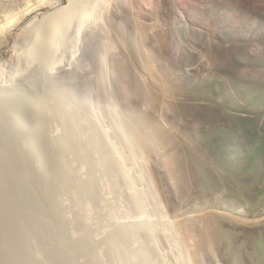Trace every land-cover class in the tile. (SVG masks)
I'll return each mask as SVG.
<instances>
[{
	"label": "rangeland",
	"instance_id": "374dc122",
	"mask_svg": "<svg viewBox=\"0 0 264 264\" xmlns=\"http://www.w3.org/2000/svg\"><path fill=\"white\" fill-rule=\"evenodd\" d=\"M69 1L13 30L36 66L22 70L34 93L12 83L24 99L9 106L22 126L12 136L30 169L0 207V264H264V0L173 13L128 0L155 38L145 51L127 23L118 38L106 25L113 0ZM65 8L53 47L45 23ZM94 33L108 43L97 55L85 47Z\"/></svg>",
	"mask_w": 264,
	"mask_h": 264
},
{
	"label": "bare ground",
	"instance_id": "6f19581e",
	"mask_svg": "<svg viewBox=\"0 0 264 264\" xmlns=\"http://www.w3.org/2000/svg\"><path fill=\"white\" fill-rule=\"evenodd\" d=\"M48 0H0V207H3V205L7 204V203H13V200L11 201V199L9 198V196L11 195L10 192H13L12 190V186L17 185V183L20 184L21 180H24L26 175L28 174L27 172L29 171L28 169H30L29 164L30 162H26L24 160L23 157L20 156V153L17 152L16 149V143H15V139L12 136L14 130L16 129V131L22 129V126L15 121L13 118L11 119L10 115H9V106L11 105V102L15 100V102H17L18 100H24L21 99L23 97V95H21L22 97H20V95H18L17 93H13L15 87L13 86V82L15 81L14 79H24L27 82V86L25 83V86L27 88H29L31 92V88L32 85L27 81V79H25L24 73L27 74L26 71H28L27 69L32 68L35 64V60H34V55H29V57L27 55L26 58H22V56L17 52L16 46H15V42L19 39L18 36L15 35V33H13L14 29L20 25V23L24 20V17L27 15L28 12L41 8V6L46 3ZM74 0H70V3H73ZM109 1V0H108ZM106 1V3L108 2ZM112 1V0H111ZM126 1L128 2V0H113L111 3H107L105 5V8L103 9L104 12V16H105V21H106V25H108V28L111 29V32L113 34H115V32H113V30L117 31L116 29L120 26L121 23H127L129 25V27H131L132 31L130 33H132L133 35V41L134 44L137 46L136 49H140L142 51L144 47L149 46V47H153L155 44V38H153L154 36H152L151 34H148L147 30L144 31V29L142 30V27L140 25L141 22H139L137 17H134L132 14L130 15V12L128 11L127 7H126ZM137 1V0H136ZM135 1V2H136ZM141 1V2H139ZM138 3L142 4L145 3L147 0H139ZM149 1V0H148ZM151 1V0H150ZM153 1V0H152ZM156 1V0H155ZM165 1V7H168V9L170 10V12L173 13V11L178 9H184L185 8V1L188 0H164ZM159 2V1H158ZM163 2V1H160ZM159 2V3H160ZM69 3V4H70ZM157 3V2H156ZM164 3V2H163ZM187 3V2H186ZM128 4V3H127ZM130 4V2H129ZM147 4V3H145ZM132 5V4H131ZM130 5V6H131ZM135 5V4H134ZM139 5V4H138ZM143 5V4H142ZM158 5V3H157ZM137 6V5H135ZM156 6V5H155ZM161 6V5H160ZM138 7V6H137ZM162 7V6H161ZM164 7V9H165ZM72 8V7H71ZM129 8V7H128ZM132 8V7H131ZM63 9V8H62ZM67 8H65L64 13H58L55 12L54 14L51 15V17L49 18V22L45 23L48 24L45 25L46 27H48V29L44 28V33L43 34H47V36L43 35L41 37H43L42 39H46L48 40L47 42H50L49 44L53 45V47H55L56 45L58 46V42H59V37L62 36L63 34V30L65 29V23L66 22H70V20L72 19V15L68 14L67 12H65ZM130 9V8H129ZM152 9V8H150ZM167 9V8H166ZM165 9V10H166ZM168 9L166 10L168 12ZM133 10V9H132ZM154 10V9H153ZM160 10V9H159ZM136 11V10H135ZM176 12V11H175ZM169 14V13H168ZM136 16V15H135ZM148 23V22H147ZM126 24V25H127ZM44 25V24H43ZM149 29H152L154 31H156L157 25L155 22H149L148 24ZM122 26V24H121ZM43 27V26H42ZM128 27V28H129ZM147 27V26H145ZM157 28V29H156ZM43 29V28H42ZM63 29V30H62ZM109 29V30H110ZM121 29V28H120ZM129 28V30H131ZM47 30V31H46ZM105 30V29H104ZM127 30V31H129ZM103 32V31H102ZM109 32V33H111ZM147 32V33H146ZM29 33V32H28ZM118 33V31H117ZM149 33H152L149 32ZM104 34V33H103ZM120 34V33H118ZM19 35V34H18ZM28 37L30 36L29 34H27ZM105 35V34H104ZM131 35V34H130ZM40 35H38L39 37ZM114 36V35H113ZM112 36V37H113ZM119 35L115 37L118 38ZM21 37V36H20ZM26 37V38H28ZM125 37V36H124ZM116 38V40H118ZM23 39V38H21ZM39 39V38H38ZM59 39V40H57ZM42 40V41H43ZM115 40V39H114ZM121 40V39H119ZM111 41V40H110ZM113 41V40H112ZM111 41V42H112ZM38 42V41H37ZM119 42V41H118ZM17 43V42H16ZM39 43V42H38ZM46 43V42H45ZM44 43V44H45ZM104 43H107V39L105 36L100 37L98 34H90L89 35V41L87 42V46L86 47V51H91L89 54H96L100 53V46ZM115 42H112L111 44H114ZM117 43V42H116ZM43 44V42L41 43ZM48 45V43H46ZM108 44V43H107ZM110 44V43H109ZM123 44L122 42H119V45ZM37 45V44H35ZM40 45V43H39ZM50 45H48V48H53L52 46L49 47ZM116 47L118 46V44H115ZM114 45V47H115ZM130 45V44H129ZM146 45V46H144ZM113 46V45H112ZM154 46V47H155ZM46 47V45H45ZM110 47V46H109ZM121 47L123 48L124 46L121 45ZM47 48V49H48ZM119 48V52L116 53H111L112 55V60L115 61V63L119 62L121 60V58L123 57V52H122V48L117 47V49ZM148 48V47H147ZM34 49V48H32ZM31 49V50H32ZM43 49V48H42ZM116 48H113L112 50H114ZM124 49V48H123ZM145 49V48H144ZM137 50V52H138ZM164 50V49H163ZM167 50V49H166ZM94 51V52H92ZM111 51V50H110ZM124 51V50H123ZM135 51V50H134ZM20 52V51H19ZM33 53H35L34 51H32ZM167 52V51H166ZM24 53V52H23ZM31 54V52H29ZM145 53V52H144ZM116 54V55H115ZM142 53H140L141 55ZM97 55V54H96ZM125 55V52H124ZM33 56V57H32ZM121 56V57H118ZM142 57L144 56L141 55ZM120 58V60L118 61V59ZM145 57V56H144ZM125 58V56H124ZM124 58L123 62H124ZM22 60H24L22 62ZM117 60V61H116ZM127 60V59H126ZM147 60V59H146ZM144 61V60H143ZM120 61V66L123 64V62ZM145 62V61H144ZM147 62V61H146ZM114 63V62H113ZM119 63H117V65H119ZM126 63V61H125ZM24 64V65H23ZM37 64V63H36ZM50 64V63H49ZM146 64V63H145ZM23 65V66H21ZM116 65V64H114ZM130 65V64H129ZM20 66V67H19ZM36 66V65H35ZM34 66V67H35ZM53 66V65H52ZM117 66V67H120ZM24 67V68H21ZM33 67V68H34ZM122 67V66H121ZM129 67V66H128ZM127 67V68H128ZM126 68V67H125ZM149 68V67H148ZM35 69V68H34ZM37 69V68H36ZM46 69V74L49 76V74L47 73V67H45ZM117 69V68H116ZM22 70H25V72L23 73ZM31 70V69H30ZM132 70V69H131ZM35 71V70H34ZM134 71V70H133ZM30 73V71H29ZM122 73V72H121ZM120 73V74H121ZM125 73V72H124ZM128 73V72H127ZM125 73V74H127ZM130 73V72H129ZM136 75V74H134ZM137 79V76H134ZM28 77V75H26V78ZM122 77V76H121ZM139 75H138V83L139 81ZM144 78V77H143ZM149 78V77H148ZM125 79V77H124ZM151 79V78H150ZM135 82L134 84L137 85L138 83H136L137 80L133 79ZM128 81V79H127ZM126 81V82H127ZM123 82V81H122ZM125 82V81H124ZM142 82L144 83V79L142 80ZM146 82V81H145ZM127 84V83H126ZM129 84V83H128ZM131 84V83H130ZM140 86L142 85L141 82L139 83ZM138 84V85H139ZM132 87V86H131ZM138 86H136L137 88ZM142 87V86H141ZM144 87V86H143ZM21 88V87H20ZM25 88V87H24ZM133 88V87H132ZM139 88V87H138ZM137 88V89H138ZM141 89V88H140ZM138 89V92L139 90ZM143 90V89H142ZM19 91V90H18ZM33 91V90H32ZM141 91V90H140ZM25 92V89H24ZM23 93V92H20ZM34 93V92H31ZM142 93V92H141ZM27 94V92H26ZM143 94V93H142ZM25 95V94H24ZM32 95V94H31ZM37 96V95H36ZM51 96V95H50ZM55 97V96H54ZM143 97V96H142ZM27 99V98H26ZM25 99V100H26ZM142 99V98H141ZM147 99V98H146ZM142 103V102H141ZM28 104V109L32 110V112H37L39 105L40 104H36L37 107H31L29 106V103H26V106ZM31 104V103H30ZM34 106V105H33ZM45 106V105H43ZM31 108V109H30ZM32 108H37V109H32ZM27 109V107H26ZM66 111V110H65ZM29 113V112H28ZM63 113V112H62ZM21 114V112H20ZM27 114V113H26ZM31 114V113H30ZM29 114V115H30ZM40 115V114H39ZM63 115V114H62ZM65 115V114H64ZM15 116V115H14ZM13 116V117H14ZM67 117V116H66ZM14 120V121H13ZM158 120V119H157ZM18 133V132H16ZM34 133V132H33ZM20 134V133H18ZM14 135V134H13ZM28 136V135H27ZM18 137V136H17ZM66 138V137H65ZM23 139V138H22ZM20 139V140H22ZM17 142V141H16ZM19 143V142H18ZM17 143V144H18ZM19 145V144H18ZM18 147V146H17ZM22 151V150H21ZM24 151V150H23ZM22 151V152H23ZM29 155V154H28ZM170 159V158H169ZM32 164V163H31ZM33 172V171H32ZM27 173V174H26ZM30 176V174H29ZM29 178V177H28ZM20 180V181H19ZM29 180V179H28ZM34 181V180H33ZM23 182V181H22ZM39 184V183H38ZM18 186V185H17ZM33 186V185H32ZM37 187V185H35ZM21 187V186H19ZM15 188V187H14ZM32 188V187H31ZM30 188V189H31ZM21 189V188H20ZM29 189V190H30ZM38 189V188H37ZM33 190V189H32ZM14 193V192H13ZM10 194V195H9ZM9 195L7 198L6 196ZM13 195V194H12ZM18 196V195H17ZM10 199V200H9ZM15 203V202H14ZM9 205V204H7ZM6 206V205H5ZM1 210V209H0ZM1 214V212H0ZM2 217V216H1ZM2 219V218H1ZM1 223V222H0ZM3 225V224H1Z\"/></svg>",
	"mask_w": 264,
	"mask_h": 264
}]
</instances>
